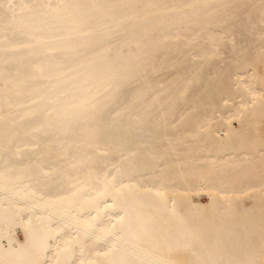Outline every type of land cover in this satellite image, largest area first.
I'll use <instances>...</instances> for the list:
<instances>
[{
  "label": "bare ground",
  "instance_id": "bare-ground-1",
  "mask_svg": "<svg viewBox=\"0 0 264 264\" xmlns=\"http://www.w3.org/2000/svg\"><path fill=\"white\" fill-rule=\"evenodd\" d=\"M0 264H264V0H0Z\"/></svg>",
  "mask_w": 264,
  "mask_h": 264
},
{
  "label": "rangeland",
  "instance_id": "rangeland-1",
  "mask_svg": "<svg viewBox=\"0 0 264 264\" xmlns=\"http://www.w3.org/2000/svg\"><path fill=\"white\" fill-rule=\"evenodd\" d=\"M245 200H246V201H245ZM245 200H244V203L247 205V204H248V202H247V201H249V200H248V199H245Z\"/></svg>",
  "mask_w": 264,
  "mask_h": 264
}]
</instances>
